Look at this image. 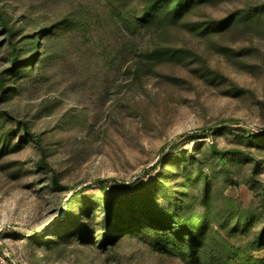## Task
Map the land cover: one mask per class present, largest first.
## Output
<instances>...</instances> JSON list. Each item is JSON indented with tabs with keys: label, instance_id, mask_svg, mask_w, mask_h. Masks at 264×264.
Masks as SVG:
<instances>
[{
	"label": "rangeland",
	"instance_id": "rangeland-1",
	"mask_svg": "<svg viewBox=\"0 0 264 264\" xmlns=\"http://www.w3.org/2000/svg\"><path fill=\"white\" fill-rule=\"evenodd\" d=\"M148 1L0 0V264H186L156 240L183 217L209 264H264V0L130 27ZM146 208L173 228L107 236Z\"/></svg>",
	"mask_w": 264,
	"mask_h": 264
},
{
	"label": "trees",
	"instance_id": "trees-1",
	"mask_svg": "<svg viewBox=\"0 0 264 264\" xmlns=\"http://www.w3.org/2000/svg\"><path fill=\"white\" fill-rule=\"evenodd\" d=\"M205 0H149L144 8L141 11L140 16H135L134 21L128 23L130 27L141 26L144 28H152L158 22H162L164 19L176 22L178 21L183 13L192 5H196ZM225 24H219V27L224 26ZM6 26V24H5ZM218 26V25H217ZM44 32L40 31L36 38L33 37L32 44L34 46V52L37 51L38 40L37 37L40 38ZM16 46L14 50L16 51ZM32 56V55H31ZM27 65L34 66V59L33 57L28 58L25 60ZM17 59H14L12 67L8 68L6 72H12L14 76L18 70ZM23 70V69H21ZM4 92V91H3ZM218 127H216L215 132L218 131ZM204 134H202L199 130L194 132L183 133L180 135L179 140L185 139L186 141L190 142H198L202 139ZM256 139V137H254ZM213 152L220 155V160L225 162L226 160V151H219V149L213 146ZM235 151L228 152L229 155L233 154ZM225 154V155H224ZM100 186L104 190H106L105 180L99 181ZM112 209V208H111ZM111 212V211H110ZM156 215L152 216L151 211L146 208L145 210H136L135 212L129 211L125 212L124 214H116L112 213L107 221V236H124L135 233V231H147V232H157L160 231H169L172 229L173 226H169V221L172 223L173 219L169 218L168 220H161L160 216L161 213L157 212ZM152 216V217H151ZM126 221L122 223V220ZM170 223V224H171ZM191 224L185 220L183 217L181 220V226L179 230L176 231L175 236L176 238H170L168 236H157L156 240L159 244H167L168 249L174 248L182 254L183 259L185 260L186 264H200V263H208L202 253V246L204 239L202 238V231L203 227L195 232ZM83 224L80 226H75L77 228L83 229ZM90 228V227H89ZM86 229V228H85ZM105 236V235H104ZM212 264V263H211ZM214 264V263H213Z\"/></svg>",
	"mask_w": 264,
	"mask_h": 264
}]
</instances>
